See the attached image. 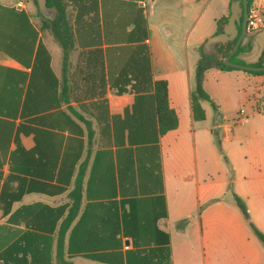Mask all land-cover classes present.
Here are the masks:
<instances>
[{"label":"crops","instance_id":"crops-1","mask_svg":"<svg viewBox=\"0 0 264 264\" xmlns=\"http://www.w3.org/2000/svg\"><path fill=\"white\" fill-rule=\"evenodd\" d=\"M67 3L65 52L34 0H0V264H264L234 199L264 232V101L236 125L221 98L264 99V74L210 67L220 103L192 108L200 47L231 0ZM161 79L178 118L164 134Z\"/></svg>","mask_w":264,"mask_h":264},{"label":"trees","instance_id":"trees-1","mask_svg":"<svg viewBox=\"0 0 264 264\" xmlns=\"http://www.w3.org/2000/svg\"><path fill=\"white\" fill-rule=\"evenodd\" d=\"M37 4V1L34 0ZM233 0H231L232 2ZM48 5L56 6L59 10V13L54 19L44 18L45 22L50 25L57 39L61 42L65 52H68L69 49L73 47L74 44V33L71 21L68 16V3L67 0H47ZM253 3V0H248V6ZM40 12V11H39ZM41 13V12H40ZM230 14V9H229ZM228 15L221 17L218 20L217 31L219 32L222 29V24L228 19ZM236 39L229 40L227 42H220L216 44V52H210L204 44L201 45V57L198 61L196 68V84L192 90V108L194 117L196 119H204L206 116L205 109L201 104V100H210L212 98L204 88V76L208 68L216 66L221 69L230 70V69H241L224 62L225 56L231 51ZM250 45L239 46L238 50L231 56V61L245 63L244 60L237 57L240 52L249 49ZM221 55V56H220ZM254 65H264V53L261 56L260 60ZM246 70V69H245ZM255 74H264V70H246ZM154 100L156 101V111L159 117V126L160 133L164 134L170 129L177 127L178 118L175 110L169 104V94H168V83L166 79L156 80L154 84ZM216 106V105H215ZM218 144V139L216 140ZM234 199L236 204L241 208L244 216L248 219L249 225L257 236L264 243V232L261 231L256 224L250 219V215L247 209V206L244 200L234 193ZM76 205V203H75ZM74 212L73 206L71 210V217Z\"/></svg>","mask_w":264,"mask_h":264},{"label":"water","instance_id":"water-1","mask_svg":"<svg viewBox=\"0 0 264 264\" xmlns=\"http://www.w3.org/2000/svg\"><path fill=\"white\" fill-rule=\"evenodd\" d=\"M39 11L47 19H54L59 10L56 6L48 5L47 0H36ZM248 0H233L230 5L228 19L222 24L221 31L209 36L204 46L210 52H216V44L236 39L231 51L225 56L226 64L246 69L264 70V65H254L264 53V28L253 34L247 31ZM250 45L249 49L238 54V58L245 63L231 61V56L238 50L239 46Z\"/></svg>","mask_w":264,"mask_h":264},{"label":"rangeland","instance_id":"rangeland-1","mask_svg":"<svg viewBox=\"0 0 264 264\" xmlns=\"http://www.w3.org/2000/svg\"><path fill=\"white\" fill-rule=\"evenodd\" d=\"M262 17L264 19V15ZM52 41H53V43L56 46L59 45V43L56 40L53 39ZM200 52H201V50H200ZM237 57H238V55H237ZM196 67H197V65H196ZM229 80H230V82L232 84L235 83V81H236L235 78H230ZM212 82L213 83H217L218 82L217 81V77L215 75H212V76L209 77V82H207V84H209V86H210V84ZM221 88H222V91L225 94V97L221 96V98H223V99H225L227 101V105L225 106L226 114L232 115V114L235 113L236 110H240L241 108H245L246 109V114L248 116L249 115V110H253V108H254L251 105L253 103V100L257 101V102H254V106H256V103L258 104V106L263 105L264 99H263L262 95H260L259 93L256 92L255 93V99H254V96H253L254 88L253 87L250 89L251 92H249L250 93L249 97L251 96V99H252L251 102H250L248 96L247 97H243V98L240 97V94H239L238 90L235 89L234 86L229 87V86L222 85ZM213 100H214L213 97H212V101L209 100L211 108L212 107L216 108L215 104H214V101L216 103H220V101H219V99L218 100L216 99L214 101ZM222 109H223V107L220 108V110H222ZM229 110H233V111L228 112ZM216 143H217V141H216ZM217 145H218V143H217Z\"/></svg>","mask_w":264,"mask_h":264},{"label":"built area","instance_id":"built-area-1","mask_svg":"<svg viewBox=\"0 0 264 264\" xmlns=\"http://www.w3.org/2000/svg\"><path fill=\"white\" fill-rule=\"evenodd\" d=\"M21 4V3H20ZM263 28L262 16L259 8L254 4L248 7V17H247V31L250 34ZM247 118V114L244 109L239 110L237 117L234 120V124H244Z\"/></svg>","mask_w":264,"mask_h":264}]
</instances>
